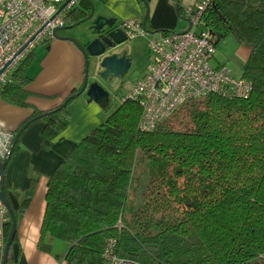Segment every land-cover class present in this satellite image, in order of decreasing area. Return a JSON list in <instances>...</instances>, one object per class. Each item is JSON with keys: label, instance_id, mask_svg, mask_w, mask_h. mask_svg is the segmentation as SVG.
I'll return each instance as SVG.
<instances>
[{"label": "trees", "instance_id": "trees-1", "mask_svg": "<svg viewBox=\"0 0 264 264\" xmlns=\"http://www.w3.org/2000/svg\"><path fill=\"white\" fill-rule=\"evenodd\" d=\"M89 9L80 0L62 14L63 27L86 18ZM204 21L215 49L227 37L247 49L240 78L251 84L249 96L189 102L184 113L146 133L138 129L140 106L119 104L49 178L40 251L51 252L48 236L67 245L63 264H103L110 242L115 255L139 264H264V0H213ZM49 40L14 66L0 85L3 101L29 106L26 68ZM71 101L32 109L21 128L37 118L45 139L61 141ZM35 181L14 212L16 221Z\"/></svg>", "mask_w": 264, "mask_h": 264}, {"label": "crops", "instance_id": "crops-1", "mask_svg": "<svg viewBox=\"0 0 264 264\" xmlns=\"http://www.w3.org/2000/svg\"><path fill=\"white\" fill-rule=\"evenodd\" d=\"M90 1L94 5V16L115 20L114 28L129 19L143 22L145 7L138 0ZM144 1L149 6L148 19L144 25L142 23L145 30V35L142 37L146 38L147 50L148 38L151 34L186 32L189 25L181 16V10L192 6L198 0ZM57 35L61 38L70 36L68 32ZM87 38L77 37L80 42L89 39ZM245 58L246 56L244 60ZM37 65L38 70L33 78L30 77L32 82L27 88L31 93L27 99L28 107L14 106L0 98V129L15 134L31 116L32 109L39 111L55 109L81 88L84 58L72 43L50 39ZM105 109V106L88 102L85 95H80L67 105L69 126L61 141L45 139L42 135L44 122L37 119L18 136L17 148L15 152L12 151L4 172V190L13 212L19 210L21 199L29 189L31 179L36 181L31 201L16 221L17 262L11 261L7 264H58L57 255L54 254V240L45 237V243L51 248L50 253H44L38 248L45 210L46 186L57 166L110 115ZM59 264H63V259Z\"/></svg>", "mask_w": 264, "mask_h": 264}, {"label": "built area", "instance_id": "built-area-1", "mask_svg": "<svg viewBox=\"0 0 264 264\" xmlns=\"http://www.w3.org/2000/svg\"><path fill=\"white\" fill-rule=\"evenodd\" d=\"M77 1L0 0V70L8 64L0 74V85L7 81L10 70L28 50L43 39H52L53 30L63 27L62 14ZM212 1L198 0L181 10V16L189 25L186 32H161L149 36L147 70L134 83L128 95L120 100V103L129 100L140 106V132L155 130L157 125L170 119L183 105L209 95L240 100L249 96L252 88L248 81L233 78L224 66L212 65L216 49L213 35L204 24ZM65 3V9L53 18ZM116 28L124 33L128 41L145 35L141 21L136 19L125 20ZM33 36L34 40L18 54ZM14 145L15 134L0 129L1 162L8 159ZM7 221V212L0 204V264ZM103 264L139 263L119 258L114 253L113 242H110L106 246Z\"/></svg>", "mask_w": 264, "mask_h": 264}, {"label": "water", "instance_id": "water-1", "mask_svg": "<svg viewBox=\"0 0 264 264\" xmlns=\"http://www.w3.org/2000/svg\"><path fill=\"white\" fill-rule=\"evenodd\" d=\"M86 1L88 2L90 8L89 14L87 15L86 18L82 19L81 21L70 27L55 28L52 33V38L60 39L72 43L81 52L84 58L83 82L81 88L75 94L69 96L63 102L62 107L66 106V104L69 101L74 100L80 95H85L88 102H93L97 105L107 107L110 97L109 92L106 90V88L99 85L96 80H93L91 82L88 81V65L90 59H93L95 61L94 63H95V68L98 70V77L103 81H106L107 78H111L115 81L114 85L116 81L118 82V80L122 79L127 74L131 65L130 60L127 58V53L120 49V46L126 40L124 33L120 29L114 28L115 20L106 19L101 16L96 17L94 19V5L90 0H86ZM142 2L145 7V14L142 22L144 25L149 16V8L144 0ZM66 5L67 3L63 4L57 10L53 18L59 15L60 12H62L65 9ZM92 19H94V25L99 23L100 20L104 21V25H106L109 28V30L105 33H102V31L100 30L102 27L101 25L100 27L95 29V34L91 35L90 33L89 36L90 38L89 39L87 38L88 40H85L84 42H80L78 39L71 36L61 38L57 35V33L60 31H69L84 22L91 21ZM34 38L35 37L33 36L30 39V41L23 46V48L20 50L18 54H20L27 47V45L34 40ZM7 65H5L0 70V74H2L6 70ZM114 85L113 84L107 85V88L111 90ZM36 119L37 118L29 121L18 131V133L15 136V142L17 141V138L20 135V133ZM9 157L5 162L0 161V204L6 210L10 224V231L4 246L2 264H7L10 261L17 262L18 259V247L17 245L12 243L16 233V219L4 190V172Z\"/></svg>", "mask_w": 264, "mask_h": 264}, {"label": "rangeland", "instance_id": "rangeland-1", "mask_svg": "<svg viewBox=\"0 0 264 264\" xmlns=\"http://www.w3.org/2000/svg\"><path fill=\"white\" fill-rule=\"evenodd\" d=\"M148 6V5H147ZM149 8V6H148ZM102 11L104 9H101ZM97 12V10H96ZM91 26V22L87 21L79 26L71 29L68 33L71 37L78 38H90L89 37V29ZM149 40V38H148ZM45 46H40L36 49L35 54L38 57V61L41 59L43 54L45 53ZM120 49L125 51L130 59V68L127 74L120 79V81L115 84V86L110 90V97L108 105L105 109L106 113L111 114L116 108L119 106L120 100L125 98L128 93L131 91L133 84L138 81L145 73L148 67V56L146 50V38L139 37L135 40L125 41L121 46ZM247 55V49L245 47H241L236 44L232 37H227L224 39L219 46L216 48L215 52V60L212 65L220 64L224 66L230 73V75L235 78L239 79L241 75V68L244 63V56ZM95 61L93 59L89 60L88 65V81L91 82L92 76L95 73ZM38 62L30 63L27 68L26 72L29 77H32L36 74L38 70ZM199 101V100H198ZM197 102V101H194ZM186 104L183 105L181 110L185 111ZM140 160V158L138 159ZM135 182V181H134ZM54 240V254H56V258L58 264L63 259L65 255V251L67 245L59 240Z\"/></svg>", "mask_w": 264, "mask_h": 264}, {"label": "flooded vegetation", "instance_id": "flooded-vegetation-1", "mask_svg": "<svg viewBox=\"0 0 264 264\" xmlns=\"http://www.w3.org/2000/svg\"><path fill=\"white\" fill-rule=\"evenodd\" d=\"M80 0H78L73 6L74 7H76V6H78V2H79ZM89 13V12H88ZM96 17L94 16V19H95ZM104 18V17H103ZM94 19H92L90 22H91V26H90V29H89V31L91 32V35H94L95 34V29L96 28H98V27H100L101 25H102V27H101V31H102V33H105V32H107L108 30H109V28L106 26V25H104V21H102V20H100L99 21V23H97L96 25H94ZM107 19V18H106ZM131 64V63H130ZM92 80H96L97 81V83L99 84V85H101L102 87H104V88H106V90L109 92V94H110V89H108L107 88V85H111V84H113L114 85V80L113 79H111V78H107V80L106 81H103V80H101L99 77H98V70L95 68V73H94V75L92 76ZM120 80H118V82H119ZM117 81H116V83L115 84H117L118 83ZM115 86V85H114ZM113 86V87H114Z\"/></svg>", "mask_w": 264, "mask_h": 264}]
</instances>
